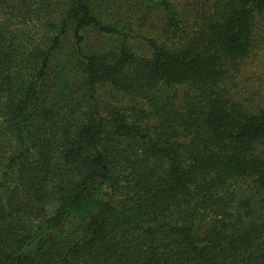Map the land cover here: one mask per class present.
<instances>
[{
  "label": "trees",
  "instance_id": "1",
  "mask_svg": "<svg viewBox=\"0 0 264 264\" xmlns=\"http://www.w3.org/2000/svg\"><path fill=\"white\" fill-rule=\"evenodd\" d=\"M0 0V264H264V0Z\"/></svg>",
  "mask_w": 264,
  "mask_h": 264
},
{
  "label": "rangeland",
  "instance_id": "2",
  "mask_svg": "<svg viewBox=\"0 0 264 264\" xmlns=\"http://www.w3.org/2000/svg\"><path fill=\"white\" fill-rule=\"evenodd\" d=\"M172 1H180V0H172ZM190 0H183L180 2L181 7L184 11H186V4ZM245 71L250 80L254 83V85L261 86L263 89L264 95V57H257L255 59L249 60L245 65Z\"/></svg>",
  "mask_w": 264,
  "mask_h": 264
}]
</instances>
